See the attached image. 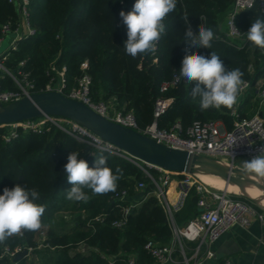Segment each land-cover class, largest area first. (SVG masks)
<instances>
[{
    "label": "trees",
    "instance_id": "1",
    "mask_svg": "<svg viewBox=\"0 0 264 264\" xmlns=\"http://www.w3.org/2000/svg\"><path fill=\"white\" fill-rule=\"evenodd\" d=\"M233 1L178 0L176 9L164 21L166 32L157 42L156 51L133 58L123 48L127 35L119 13L130 11L135 0H31L30 21L36 33L17 41L5 65L16 69L24 61L21 68L30 72L35 92L44 91L51 75H55L47 72L51 64L63 68V91L67 93L84 72L82 62L87 61L92 99H115L118 109L133 111L140 128L152 123L154 102L159 96L172 98L167 111L158 119L159 127L180 121L186 128L195 120L213 119L231 127L230 109L201 111L199 98L192 100L184 83L166 93L160 91V86L179 72L182 53L189 47L183 42L187 14L193 32L198 33L203 24L212 28L215 36L212 49L191 48L192 53L210 56L215 51L226 69L240 68L244 73L242 79L250 83L241 111L244 115L254 113L259 105L255 83L264 76V50L253 48L245 38L231 40L220 30V16L231 8ZM258 10L255 0L251 8L236 13L235 23L241 33H246L261 14ZM17 15L14 4L0 0V35L1 25L16 20ZM0 85L4 90L17 88L9 76L1 78ZM8 132L6 126L0 127V195L5 187L11 189L16 184L35 188L40 193L36 203L43 205L45 212L39 230L24 232L0 244V264H129V256H134L137 264H153V257L145 249L148 240L166 244L172 238L166 212L155 195L149 194L127 216L122 227L112 224L122 218V209L128 203V199H114L115 194L127 190L131 196H138L139 181L146 184L144 194L154 188L136 163L99 150L52 122H46L42 132L18 128L17 135L7 139ZM76 150L89 167H94L96 157L103 154L114 173L116 168L122 170L115 191L94 195L85 189L90 197L86 203L66 199L71 185L64 165L68 155ZM150 171L156 173L154 169ZM233 196L254 204L237 194ZM197 201L198 194L193 189L184 206L174 214L178 226H184L200 213ZM67 214L74 219L66 220ZM96 217H101V221ZM42 244L48 247L40 250ZM24 249L30 253L13 261L9 253Z\"/></svg>",
    "mask_w": 264,
    "mask_h": 264
},
{
    "label": "built area",
    "instance_id": "2",
    "mask_svg": "<svg viewBox=\"0 0 264 264\" xmlns=\"http://www.w3.org/2000/svg\"><path fill=\"white\" fill-rule=\"evenodd\" d=\"M8 1L16 6L18 15L16 20H9L1 25L0 80L5 76H9L16 83L17 88L14 90H4L0 85V101L4 104L35 92L30 72L21 68L24 61H21L19 67L16 69H9L5 65L11 50L16 49L17 41L21 38L33 36L36 33V29L30 21L29 7L31 0ZM254 2L255 0L233 1L227 17V31L223 32L227 38L231 40L244 38L236 26L235 16L236 13L251 8ZM258 4L260 10L264 9V0H258ZM7 36H10V41L3 48L4 40ZM185 49H188L189 54H193L191 48L185 47ZM185 49L182 53L181 62L186 54ZM81 67L84 71L83 74L77 78L75 86L67 93H64L63 88L66 82L64 69H59L51 64L47 72L49 74L50 72H54L55 75H51L50 81L46 84L44 91L57 90L62 92L67 97L82 101L108 119L136 129L168 146L218 158L241 167H243L244 161H248L254 155H257V150L264 144V117L262 113L258 110L252 115H244L241 111L245 93L250 86L248 80H244L245 83L239 93L237 103L229 110V115L232 118L231 127H227L225 122L220 119L204 122L195 120L186 128L182 126L180 121H176L170 127H159L158 119L167 111L172 101L171 97L159 96L154 102V118L152 123L144 128H140L133 111L118 109L109 101H94L92 99L90 93L91 77L86 72L88 62H82ZM178 74L174 73L170 80L161 83L160 91L162 93H166L181 83H184L190 89L191 85H187L183 79L177 83L176 76ZM255 88L260 109L264 104V76L258 78ZM46 122L56 124L59 128L77 139L93 144L99 150L124 156L136 163L150 178L154 186L150 192L144 194L146 184L144 181H139L136 184V188L141 194L138 196H131L127 190H122L115 194L114 199H128V203L122 209V218L114 221L112 224L116 227H122L126 222L127 216L149 194L155 195L166 212L169 225L172 228V238L166 244H161L152 239L148 240L145 249L153 257V264H164L173 261V253L176 246L181 248L185 264H190V258L186 256L184 250L185 241H191L196 244L193 254L194 258H198L202 249H205L203 258L213 259L215 258V252L211 248V245L225 233L229 232L234 225L238 224L243 228H247L253 220L257 219L264 227L263 209L259 210L254 204L236 199L233 193L227 190L209 186L198 174L186 172L172 173L161 168H151L149 164L140 162L125 154L119 147L103 140L70 118L47 115L8 124L5 125L9 130L6 135L7 139L16 136L18 128L42 132ZM239 158L242 159V165L237 162ZM150 169H154L156 173L151 174ZM173 182L176 185L174 190L172 188ZM193 189L198 194L197 205L200 213L187 224L180 227L175 222L174 214L184 206L186 198ZM96 220L101 221V217H96ZM19 252L21 251L16 250L9 253L13 257V261H15L14 258ZM128 263L137 264L135 257L129 256ZM216 264H234V261L230 257H225Z\"/></svg>",
    "mask_w": 264,
    "mask_h": 264
},
{
    "label": "clouds",
    "instance_id": "3",
    "mask_svg": "<svg viewBox=\"0 0 264 264\" xmlns=\"http://www.w3.org/2000/svg\"><path fill=\"white\" fill-rule=\"evenodd\" d=\"M178 0H135L130 11L121 10L119 15L126 28L127 39L124 51L135 58L138 55L154 53L157 42L166 32V17L176 9ZM251 23L249 30L242 33L253 48L264 50V9ZM183 42L189 48H213L215 38L212 28L200 25L198 33L193 32L188 24V17ZM177 83L183 79L191 85L187 95L192 100L199 98L201 111L209 109H231L236 103L244 80L240 68H225L223 61L215 51L210 56L199 53L189 54L185 49ZM258 154L243 162V173L246 176L264 178V144L257 150ZM80 152L73 151L64 165L66 178L71 188L66 191V199L75 202H88L89 195H103L116 190L117 182L123 175L120 168L113 170L107 166V157L103 154L96 157L94 167H89ZM40 193L35 188H26L16 184L13 188H4L0 195V244L9 238L22 235L24 232H35L42 227V216L45 207L36 203Z\"/></svg>",
    "mask_w": 264,
    "mask_h": 264
},
{
    "label": "water",
    "instance_id": "4",
    "mask_svg": "<svg viewBox=\"0 0 264 264\" xmlns=\"http://www.w3.org/2000/svg\"><path fill=\"white\" fill-rule=\"evenodd\" d=\"M67 117L86 127L103 140L119 147L125 154L172 173L210 175L234 185L235 194L244 197L264 210V178L246 176L243 167L203 154L174 148L124 126L96 112L82 101L67 97L57 90L33 92L13 102L0 101V127L44 116ZM255 190L257 194L249 192ZM28 255L24 249L14 260ZM217 262V259H213Z\"/></svg>",
    "mask_w": 264,
    "mask_h": 264
},
{
    "label": "crops",
    "instance_id": "5",
    "mask_svg": "<svg viewBox=\"0 0 264 264\" xmlns=\"http://www.w3.org/2000/svg\"><path fill=\"white\" fill-rule=\"evenodd\" d=\"M228 13L225 18L226 22ZM222 22L220 21L219 28L222 32H225L227 31V23L224 28ZM109 102L113 106H116L115 99H110ZM258 110L264 117V105L260 109L259 105H257L254 113ZM175 186V182H173V190ZM195 248L196 244L194 242H184L185 254L190 258V264H216L225 257H230L234 261V264H264V227L257 219L253 220L247 228H243L238 224L234 225L229 232L225 233L211 245V248L215 252L217 262L213 260L214 258H203L205 249H202L198 258H194ZM164 264H185L181 248L176 246L173 253V261Z\"/></svg>",
    "mask_w": 264,
    "mask_h": 264
},
{
    "label": "bare ground",
    "instance_id": "6",
    "mask_svg": "<svg viewBox=\"0 0 264 264\" xmlns=\"http://www.w3.org/2000/svg\"><path fill=\"white\" fill-rule=\"evenodd\" d=\"M200 177L206 184H208L209 186L213 188L224 189L233 194L239 191L234 185L232 184L227 185L226 182L222 178H219L217 176L201 174ZM249 192L257 194L255 190H249Z\"/></svg>",
    "mask_w": 264,
    "mask_h": 264
},
{
    "label": "rangeland",
    "instance_id": "7",
    "mask_svg": "<svg viewBox=\"0 0 264 264\" xmlns=\"http://www.w3.org/2000/svg\"><path fill=\"white\" fill-rule=\"evenodd\" d=\"M227 13H228V11H225V12H224L223 14H221V16H220V20L223 21V22H222V25H223L224 28H225V25H226V20H225V18H226V16H227ZM9 41H10V36H7V37L5 38V40H4L3 48H5V47L9 44ZM223 161H224V160H223ZM237 162H238L239 164L242 165V159L239 158ZM151 174H153V173H151ZM74 217H75V216H72V215H70V214H67V215L65 216V219H66V220H73ZM43 241H44V238H43ZM45 247H48V245H46V244H42V245L39 247V249H40V250H43ZM29 253H30V250L28 251V254H29ZM41 261H42V263H44V261H45V257H44V256L41 257ZM48 264H55V263L50 262V263H48Z\"/></svg>",
    "mask_w": 264,
    "mask_h": 264
}]
</instances>
